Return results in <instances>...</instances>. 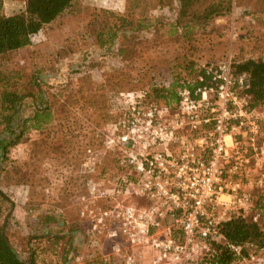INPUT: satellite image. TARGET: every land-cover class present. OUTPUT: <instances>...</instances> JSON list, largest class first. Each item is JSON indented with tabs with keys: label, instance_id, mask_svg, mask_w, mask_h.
Listing matches in <instances>:
<instances>
[{
	"label": "rangeland",
	"instance_id": "1",
	"mask_svg": "<svg viewBox=\"0 0 264 264\" xmlns=\"http://www.w3.org/2000/svg\"><path fill=\"white\" fill-rule=\"evenodd\" d=\"M165 1L167 5L157 7L151 14L173 22L179 5L176 0ZM24 7V0H8L0 14L12 16ZM101 10L123 14L126 0H79L45 27L43 37L34 45L0 57V76L9 78L10 85L21 93H37L31 81L39 74L46 75L43 89L56 113L52 129L32 131L23 144L10 150L9 161L0 163V192L9 202L2 203L0 220L5 223L12 245L25 258L28 236L44 237L48 232L61 239L57 244L54 240L43 244L45 252L39 264H62L63 247L69 238L73 241L67 264H86L89 257L98 255L124 262L122 256L116 255L107 233L92 230L90 212L95 207L110 209L118 202L143 204L131 198L132 187H124L130 171L118 137L125 132L123 122L132 107L156 104L144 93L154 74H163L162 80H166L164 74L171 63L184 59V55L196 67L227 59H264V0H235L232 15L218 19L209 32L198 34L192 44L164 38L155 42L151 33L142 32L148 43L126 73L113 72L124 69L126 63L116 50L100 49L92 34L93 19ZM100 22L98 19L96 25ZM108 77L117 78L114 89L106 87ZM32 113L31 108H26L25 115ZM255 114L262 115L260 110H255ZM67 120L68 131L63 128ZM4 167L11 172L3 178ZM98 170L104 171L107 178L95 180ZM101 182L110 198L95 201L92 185ZM251 190L247 188L252 195ZM245 216L258 220L260 214L253 207ZM49 217H54L55 222L46 223ZM88 235L93 236L91 242L83 237ZM131 252L136 264H152L147 251ZM234 264H264V250Z\"/></svg>",
	"mask_w": 264,
	"mask_h": 264
},
{
	"label": "built area",
	"instance_id": "2",
	"mask_svg": "<svg viewBox=\"0 0 264 264\" xmlns=\"http://www.w3.org/2000/svg\"><path fill=\"white\" fill-rule=\"evenodd\" d=\"M7 2L0 0V10ZM206 76L202 86L181 90L172 108L134 106L123 122L118 144L136 176L123 184L143 204L118 202L90 215L92 230L107 233L125 264H136L135 249L147 251L152 264H194L229 214L252 210L247 188L264 190V114L241 96L245 77L232 74L230 60ZM91 191L95 201L110 198L103 182Z\"/></svg>",
	"mask_w": 264,
	"mask_h": 264
},
{
	"label": "trees",
	"instance_id": "3",
	"mask_svg": "<svg viewBox=\"0 0 264 264\" xmlns=\"http://www.w3.org/2000/svg\"><path fill=\"white\" fill-rule=\"evenodd\" d=\"M77 1L79 0H24L25 7L22 12L12 16L0 14V57L34 45L43 37L45 27L68 12ZM176 3L179 9L173 22H166L151 14L157 7L167 5L165 0H126L125 13L101 10L100 14L95 16L93 19L95 29L92 34L94 33L97 46L108 52L116 50L122 62L126 63L124 69L113 72L126 73V70L132 68L133 64L140 59L142 46L149 40L143 39L142 32L151 33V39L155 42L164 38L192 44L191 42L195 41L198 34L209 32L218 19L232 15L235 0H176ZM98 19H101V22L96 25ZM183 58L174 59L166 75L164 74L166 80H162L163 74H154L147 91H144L147 98L161 108H172L177 105L181 90L185 88L194 90L202 86L204 83L199 79L205 77L206 81L208 80L207 69L219 65V63L216 65L207 63L202 67H196L195 62L187 59L186 55ZM230 61L232 74L236 77H245V85L240 91L241 96L248 99L251 109L257 112L260 110L264 114V59H232ZM45 78L46 75L39 74L32 79L31 83H34L37 93H21L10 85L9 78L0 76L2 89L0 92V163L8 162L10 150L23 144L32 131H44L46 128L52 129L50 127L55 126L56 113L43 89ZM114 78H106V87L109 86V89L115 88ZM166 81L169 83L167 84ZM28 107L33 111L32 115H25ZM69 108L72 107L69 106ZM63 123H65L64 130L68 131L66 126L68 120ZM59 126L62 127V124ZM259 145L264 146V121H261ZM129 171L130 176L127 179L135 182L130 168ZM9 172H11L9 167H4L1 172L3 178ZM105 174L104 171L98 170L94 179H105L107 178ZM251 192H253L252 204L260 214L259 219L254 221L251 217L245 216L241 210L233 211L229 220L218 226L217 237L203 241V252L194 264H234L264 250V190L252 189ZM2 203L9 202L0 192V219L3 212ZM47 222L54 223L55 218L49 217ZM45 234L44 237L37 235L27 237V247L23 251L24 258L12 245L5 223H1L0 220V264H39L40 257L45 252L43 244L51 240H54L55 244L61 241L59 237L52 236L51 233ZM83 237L86 242H91L93 236ZM72 241L73 238H69L65 242L61 255L62 264L70 261ZM54 247L53 245L52 253L55 251ZM87 260L86 264H125L117 257L105 260L100 255L89 257Z\"/></svg>",
	"mask_w": 264,
	"mask_h": 264
}]
</instances>
